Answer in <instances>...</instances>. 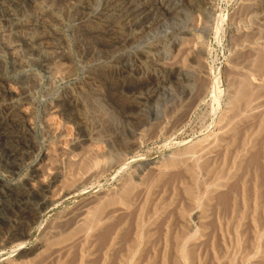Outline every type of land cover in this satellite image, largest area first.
<instances>
[{
  "label": "rangeland",
  "instance_id": "rangeland-1",
  "mask_svg": "<svg viewBox=\"0 0 264 264\" xmlns=\"http://www.w3.org/2000/svg\"><path fill=\"white\" fill-rule=\"evenodd\" d=\"M69 1L0 0V264H264V0Z\"/></svg>",
  "mask_w": 264,
  "mask_h": 264
},
{
  "label": "bare ground",
  "instance_id": "bare-ground-1",
  "mask_svg": "<svg viewBox=\"0 0 264 264\" xmlns=\"http://www.w3.org/2000/svg\"><path fill=\"white\" fill-rule=\"evenodd\" d=\"M91 2H93V4L92 5H94L95 3H94V0H72V1H69L68 3H66L65 5H64V8H63V10H62V12L61 13H63V11H64V15H65V18L66 17H70L72 14H73V12L75 11V10H77V11H79L80 13H81V15H85L84 14V12L83 11H85L84 9H89V7H91ZM97 2V1H96ZM119 2V1H118ZM121 2V1H120ZM124 3H131V1L130 0H124L123 1ZM115 4H118L115 0H104L103 1V3L102 4H99L100 6L97 8V10H99L100 12H102L104 15L105 14H108L110 11H112V10H115ZM122 5H123V3H121ZM119 5V4H118ZM121 5V6H122ZM129 5V4H128ZM157 6H155V7H157V10L159 11V10H161V11H164L165 13L166 12H169V9H165L162 5H160L159 3H157L156 4ZM96 5H94V7H95ZM121 6H119L118 8H120ZM130 7V6H129ZM129 7H127V8H129ZM131 7H132V5H131ZM130 7V8H131ZM100 8V9H99ZM123 8V7H122ZM127 8H126V10H127ZM42 9V8H41ZM61 9H62V7H61ZM92 9H95V8H93L92 7ZM121 9V8H120ZM47 10V9H46ZM90 10V9H89ZM88 10V11H89ZM129 10V9H128ZM43 11H44V9H43ZM60 11V10H59ZM88 11H86V12H88ZM92 11V10H91ZM76 12V11H75ZM74 12V13H75ZM79 12H78V15L80 16V14H79ZM130 12V11H129ZM128 12V13H129ZM132 12H133V10L131 11V13L130 14H132ZM48 14V13H47ZM92 14V13H91ZM118 14H119V12H118ZM140 14V13H139ZM51 15V14H50ZM75 15V14H74ZM101 15V14H100ZM111 15H112V13H111ZM116 15V14H115ZM122 15V14H121ZM129 15V14H128ZM128 15H127V18H128ZM45 16V15H44ZM85 16H87V15H85ZM98 16H99V14H98ZM114 16V15H113ZM51 17V16H50ZM72 18H73V15L71 16ZM70 17V18H71ZM84 17V16H83ZM83 17H81V19H84ZM95 17V16H94ZM105 17H107V16H105ZM122 17V16H121ZM89 18V17H88ZM123 18V17H122ZM126 18V19H127ZM132 18L133 19H129V21L128 22H126L127 23V27L125 28L124 27V29H120L119 31H116V32H114V33H116V38L117 37H119L120 39H119V43H120V41H121V44L120 45H122V43H123V45H125V44H128V43H131L132 42V40H133V38L137 35V33H136V28H137V26H136V23H135V18H134V16H132ZM47 19V18H46ZM64 19V18H63ZM75 19H77L76 17H75ZM99 19V18H98ZM107 19H109L108 17L105 19V20H107ZM113 19V18H112ZM70 20H72V19H70ZM80 20V19H79ZM87 20V19H86ZM85 20V21H86ZM104 20V19H103ZM85 21H81V24L82 25H80V29L82 30L83 29V27H85V28H87L88 30L87 31H89L88 33H90V34H92L91 36V38L92 39H96V38H98V36L96 35V34H98L99 35V37H101L100 35H102V37H107V36H110L111 34V36L110 37H113V33H111V29L110 28H108V29H106V31H101V30H96V31H94V29H95V27L94 26H96L97 27V25H94V26H92V27H94V28H89L88 27V25H84V22ZM95 21V20H94ZM87 22V21H86ZM91 22V21H90ZM89 22V20H88V24L90 23ZM124 22V21H123ZM11 23V22H10ZM94 23H96V21L94 22ZM97 23H98V20H97ZM86 24V23H85ZM92 24V23H91ZM8 26V25H7ZM7 26H5V27H7ZM12 26H14V25H12ZM111 26V25H110ZM115 26V25H114ZM101 27V26H100ZM100 27H99V29H100ZM107 27H109V26H107ZM142 27H144V28H148L149 27V24H146V25H144V26H142ZM209 27V26H208ZM207 27V28H208ZM7 28H9V27H7ZM12 28V27H11ZM78 28V27H77ZM111 28H113L114 30L116 29V26L115 27H111ZM128 28V30H130L131 32H134L135 34L134 35H132V33H127L126 31V29ZM101 29H103V28H101ZM105 29V28H104ZM118 29V28H117ZM86 30V29H85ZM84 30V31H85ZM113 30V31H114ZM77 31H78V29H77ZM77 31H75V32H77ZM130 31H128V32H130ZM209 31H210V29H207L206 31H205V35L203 36V39L204 38H207L208 37V35H209ZM79 33L81 32V31H78ZM84 33V32H83ZM82 33V34H83ZM86 33V32H85ZM88 33H86V34H88ZM115 37V36H114ZM100 39V38H99ZM105 39V38H104ZM103 39V40H104ZM206 39H204V40H202L203 42L205 41ZM117 41V40H116ZM95 42H97V41H95ZM202 42V43H203ZM206 42V41H205ZM89 43V42H88ZM93 43V42H92ZM102 43V42H101ZM117 43V42H116ZM118 44V43H117ZM97 45H98V42H97ZM95 45L96 47H99L100 45ZM116 46V45H115ZM95 49V48H94ZM182 71H184V70H182V69H178V70H176V71H173V75L176 77V76H179L181 73H182ZM183 74V73H182ZM123 87H124V85H122ZM192 91H193V89H191L190 90V92L192 93ZM79 138V137H78ZM35 179V178H34ZM50 185V184H49ZM48 185V186H49ZM48 186H45V188L46 187H48ZM51 186V185H50ZM44 188V189H45ZM43 189V190H44ZM38 215H39V212L38 211H33V213H32V217L34 218V219H36L37 217H38ZM20 223V222H19ZM18 227H19V232L21 231V233H18V232H15V231H13V230H10V231H8L3 237H0V243L1 242H7V241H10L12 238H14V237H16L17 235H21V236H25V235H27V232H28V225H26V224H24V223H20L19 225H17ZM17 227V228H18ZM16 230V229H15ZM20 249H21V251L22 252H20V256L21 255H24V254H26V251H25V248H26V246H23V244H21V246L19 247ZM27 250V249H26ZM30 252V251H29ZM25 256V255H24Z\"/></svg>",
  "mask_w": 264,
  "mask_h": 264
}]
</instances>
